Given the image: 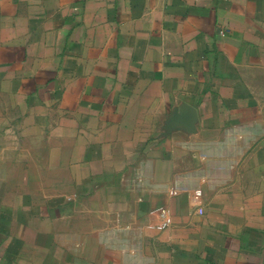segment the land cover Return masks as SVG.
<instances>
[{
    "label": "crops",
    "instance_id": "crops-1",
    "mask_svg": "<svg viewBox=\"0 0 264 264\" xmlns=\"http://www.w3.org/2000/svg\"><path fill=\"white\" fill-rule=\"evenodd\" d=\"M0 264H264V0H0Z\"/></svg>",
    "mask_w": 264,
    "mask_h": 264
},
{
    "label": "water",
    "instance_id": "water-1",
    "mask_svg": "<svg viewBox=\"0 0 264 264\" xmlns=\"http://www.w3.org/2000/svg\"><path fill=\"white\" fill-rule=\"evenodd\" d=\"M194 108H187L183 114L179 115V120L181 124L184 126H192L193 125V115H194Z\"/></svg>",
    "mask_w": 264,
    "mask_h": 264
},
{
    "label": "built area",
    "instance_id": "built-area-1",
    "mask_svg": "<svg viewBox=\"0 0 264 264\" xmlns=\"http://www.w3.org/2000/svg\"><path fill=\"white\" fill-rule=\"evenodd\" d=\"M164 216H165L164 211H161L159 217L162 219V224H160V225H164L166 223L164 220Z\"/></svg>",
    "mask_w": 264,
    "mask_h": 264
}]
</instances>
